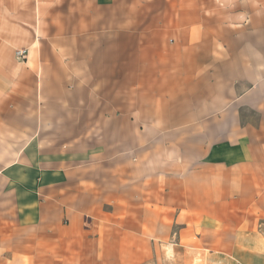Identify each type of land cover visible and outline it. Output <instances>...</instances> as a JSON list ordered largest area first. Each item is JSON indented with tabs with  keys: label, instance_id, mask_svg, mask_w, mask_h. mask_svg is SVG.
<instances>
[{
	"label": "crops",
	"instance_id": "crops-1",
	"mask_svg": "<svg viewBox=\"0 0 264 264\" xmlns=\"http://www.w3.org/2000/svg\"><path fill=\"white\" fill-rule=\"evenodd\" d=\"M96 43L152 61L151 171L92 148ZM260 227L264 0H0V264H264Z\"/></svg>",
	"mask_w": 264,
	"mask_h": 264
},
{
	"label": "rangeland",
	"instance_id": "rangeland-1",
	"mask_svg": "<svg viewBox=\"0 0 264 264\" xmlns=\"http://www.w3.org/2000/svg\"><path fill=\"white\" fill-rule=\"evenodd\" d=\"M125 47V43L92 44V75L78 76L75 81L79 80L77 82L86 87L92 86V148L106 150V154L119 164L133 163L137 157L144 158L141 162L144 170L151 171L154 129L151 124L152 107H148L152 93L147 90L153 77L147 75V71L144 75L134 72L138 67L140 71L152 68L153 64L151 60L131 58L136 53L124 54L121 49ZM134 49L132 44L131 51ZM124 55L130 58L123 59ZM84 66L85 61H81L80 67ZM138 83L140 90H137ZM160 128L164 131L168 125L161 123ZM163 140L160 141L162 161L166 151L163 144L167 142Z\"/></svg>",
	"mask_w": 264,
	"mask_h": 264
},
{
	"label": "built area",
	"instance_id": "built-area-1",
	"mask_svg": "<svg viewBox=\"0 0 264 264\" xmlns=\"http://www.w3.org/2000/svg\"><path fill=\"white\" fill-rule=\"evenodd\" d=\"M15 57L18 62H25L27 59V50L26 49H18L15 51ZM260 233L264 237V229L260 227Z\"/></svg>",
	"mask_w": 264,
	"mask_h": 264
}]
</instances>
